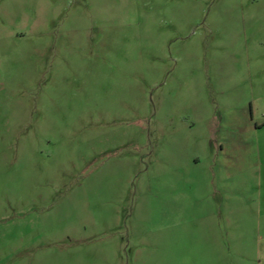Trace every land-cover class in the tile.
Returning a JSON list of instances; mask_svg holds the SVG:
<instances>
[{
  "label": "rangeland",
  "instance_id": "374dc122",
  "mask_svg": "<svg viewBox=\"0 0 264 264\" xmlns=\"http://www.w3.org/2000/svg\"><path fill=\"white\" fill-rule=\"evenodd\" d=\"M263 119L264 0H0V264H195L165 225H264Z\"/></svg>",
  "mask_w": 264,
  "mask_h": 264
},
{
  "label": "crops",
  "instance_id": "0c3cea01",
  "mask_svg": "<svg viewBox=\"0 0 264 264\" xmlns=\"http://www.w3.org/2000/svg\"><path fill=\"white\" fill-rule=\"evenodd\" d=\"M264 126V119L260 123H253V128ZM244 144V142H243ZM238 144H227L228 149L238 148ZM221 147V146H220ZM257 156L260 159L261 151L257 149ZM245 164V163H244ZM260 164V163H259ZM245 169H251L252 164H245ZM262 166V164H260ZM244 170V168H243ZM259 178H260V174ZM201 226V227H200ZM264 225H165L163 238L167 242L182 241L183 235L190 234L193 240L199 239L200 229L203 228L207 232L208 238L211 240L205 249L197 250L195 264H211L213 261H222L224 259L223 241L230 245L231 241L242 243L243 247H248L252 251V256L257 258V262H264ZM186 231V233H184ZM175 236V237H174ZM219 240L221 242H219ZM197 241V240H196ZM198 242V241H197ZM220 246V247H219ZM204 248V247H203ZM251 259V257H250Z\"/></svg>",
  "mask_w": 264,
  "mask_h": 264
}]
</instances>
